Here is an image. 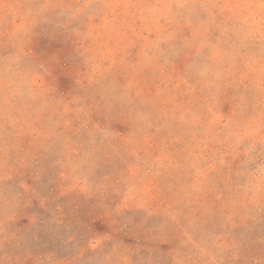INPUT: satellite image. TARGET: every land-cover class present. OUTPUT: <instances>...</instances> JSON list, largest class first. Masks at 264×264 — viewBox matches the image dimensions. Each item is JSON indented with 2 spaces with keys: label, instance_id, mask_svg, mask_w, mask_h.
I'll list each match as a JSON object with an SVG mask.
<instances>
[{
  "label": "rangeland",
  "instance_id": "374dc122",
  "mask_svg": "<svg viewBox=\"0 0 264 264\" xmlns=\"http://www.w3.org/2000/svg\"><path fill=\"white\" fill-rule=\"evenodd\" d=\"M0 264H264V0H0Z\"/></svg>",
  "mask_w": 264,
  "mask_h": 264
}]
</instances>
